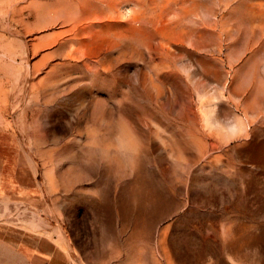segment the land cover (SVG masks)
I'll use <instances>...</instances> for the list:
<instances>
[{"label":"rangeland","instance_id":"obj_1","mask_svg":"<svg viewBox=\"0 0 264 264\" xmlns=\"http://www.w3.org/2000/svg\"><path fill=\"white\" fill-rule=\"evenodd\" d=\"M7 231L264 264V0H0V264H28Z\"/></svg>","mask_w":264,"mask_h":264},{"label":"crops","instance_id":"obj_2","mask_svg":"<svg viewBox=\"0 0 264 264\" xmlns=\"http://www.w3.org/2000/svg\"><path fill=\"white\" fill-rule=\"evenodd\" d=\"M7 235L20 243L29 242L30 247L24 254V257L28 259V264H58L61 260L62 264L68 262V253L56 240L44 236L38 240L26 241L27 238L24 234L9 231H7Z\"/></svg>","mask_w":264,"mask_h":264}]
</instances>
